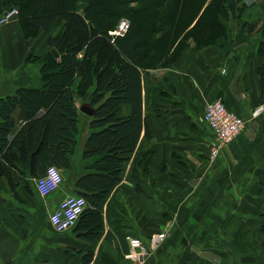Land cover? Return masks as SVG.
<instances>
[{
	"label": "crops",
	"instance_id": "1",
	"mask_svg": "<svg viewBox=\"0 0 264 264\" xmlns=\"http://www.w3.org/2000/svg\"><path fill=\"white\" fill-rule=\"evenodd\" d=\"M247 1L245 24L235 21L227 39L190 48L166 68L143 71L144 117L153 137L142 134L121 183L102 203V238L89 243L77 237L76 224L58 231L50 221L66 197L78 196L74 183L85 171L77 159L47 196L38 179L14 193L0 177L2 264H80L76 251L93 252L92 264H134L140 253L141 264H264V101L255 36L264 0ZM3 6L0 0V11ZM58 25L35 39L25 37L17 17L0 26V98L39 78ZM217 100L246 125L211 160L215 140L203 114ZM82 129L81 153L89 134Z\"/></svg>",
	"mask_w": 264,
	"mask_h": 264
},
{
	"label": "trees",
	"instance_id": "2",
	"mask_svg": "<svg viewBox=\"0 0 264 264\" xmlns=\"http://www.w3.org/2000/svg\"><path fill=\"white\" fill-rule=\"evenodd\" d=\"M250 8L247 0H4L0 15L18 10L27 39L59 25L39 78L0 98V177L15 193L51 167L67 173L79 149L80 121L89 119L78 162L85 173L74 183L87 207L74 232L89 243L102 238V203L121 183L142 134L153 137L144 117L143 71L227 39ZM122 20L130 21L128 32L113 36ZM255 36L264 101V22ZM80 104L93 116L78 115ZM261 229L264 234V221ZM76 253L80 264L93 263V252Z\"/></svg>",
	"mask_w": 264,
	"mask_h": 264
},
{
	"label": "built area",
	"instance_id": "3",
	"mask_svg": "<svg viewBox=\"0 0 264 264\" xmlns=\"http://www.w3.org/2000/svg\"><path fill=\"white\" fill-rule=\"evenodd\" d=\"M18 16V10L11 9L0 15V26L7 24L10 20ZM130 28L129 20H122L116 31L112 32L113 36H124ZM259 111L255 112L257 117ZM203 120L210 128L215 144L212 148L210 159L215 160L221 151L231 145L244 131L246 121L236 112L230 111L225 103L221 100L208 103L205 106ZM64 183L62 171L56 167H51L46 174L37 180V186L40 193L44 196L55 192ZM87 207V202L83 197L68 196L60 204L58 209L50 216L52 225L58 231H65L72 228L79 220ZM165 238V233L157 236L160 241ZM133 241L137 248L142 243L132 237L128 238ZM144 253L133 257L134 264H141ZM0 264H2L0 262Z\"/></svg>",
	"mask_w": 264,
	"mask_h": 264
},
{
	"label": "water",
	"instance_id": "4",
	"mask_svg": "<svg viewBox=\"0 0 264 264\" xmlns=\"http://www.w3.org/2000/svg\"><path fill=\"white\" fill-rule=\"evenodd\" d=\"M51 52H52V54H53L55 57H58V56H59L56 50H52ZM81 114H85V115H87V116H93L94 111H93V109H91L89 106H85V105H84V106H82V107L80 108V110H79V112H78V115H81Z\"/></svg>",
	"mask_w": 264,
	"mask_h": 264
},
{
	"label": "rangeland",
	"instance_id": "5",
	"mask_svg": "<svg viewBox=\"0 0 264 264\" xmlns=\"http://www.w3.org/2000/svg\"><path fill=\"white\" fill-rule=\"evenodd\" d=\"M16 18V17H15ZM9 23V22H8ZM5 25V24H4ZM90 120L89 119H87V118H85V120H83V119H81V121H80V131H81V133H82V131H83V129L82 128H84V130H87V132L89 131L90 132V129H89V126H88V128H85L84 127V123L85 122H89ZM79 148H80V145H79ZM222 152V151H221ZM221 154V153H220ZM81 150H78L77 151V153H76V156H75V158L78 160V162L80 161V159H81Z\"/></svg>",
	"mask_w": 264,
	"mask_h": 264
}]
</instances>
